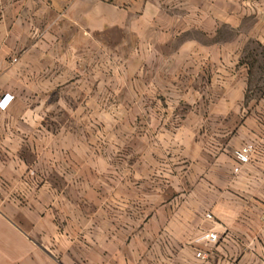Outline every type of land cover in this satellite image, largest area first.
Returning <instances> with one entry per match:
<instances>
[{"label": "crops", "instance_id": "1", "mask_svg": "<svg viewBox=\"0 0 264 264\" xmlns=\"http://www.w3.org/2000/svg\"><path fill=\"white\" fill-rule=\"evenodd\" d=\"M252 46L264 0H0V264H264Z\"/></svg>", "mask_w": 264, "mask_h": 264}, {"label": "built area", "instance_id": "2", "mask_svg": "<svg viewBox=\"0 0 264 264\" xmlns=\"http://www.w3.org/2000/svg\"><path fill=\"white\" fill-rule=\"evenodd\" d=\"M13 100L12 96H5L0 101V110H6L11 101ZM258 152V146L254 143L247 144L243 146L240 151L237 154V163L238 167L235 168V173H238L240 171V166L247 164L251 162L252 157ZM206 218L212 219V216L210 214L206 215ZM262 223L264 225V216L262 217ZM219 240L218 234L216 232H207L199 236L196 240V242H207L209 244H216ZM198 257H203V254L198 253Z\"/></svg>", "mask_w": 264, "mask_h": 264}, {"label": "rangeland", "instance_id": "3", "mask_svg": "<svg viewBox=\"0 0 264 264\" xmlns=\"http://www.w3.org/2000/svg\"><path fill=\"white\" fill-rule=\"evenodd\" d=\"M253 47V46H252ZM251 47V48H252ZM254 48V55L258 58H261V60H260V63L258 64V62H257V67L260 65V64H262V62H263V60H264V51L262 50L261 52H260V49L258 48V46H255V47H253ZM264 80V79H263ZM262 79L260 80V82H262L263 81ZM253 95H258L257 93H254Z\"/></svg>", "mask_w": 264, "mask_h": 264}]
</instances>
